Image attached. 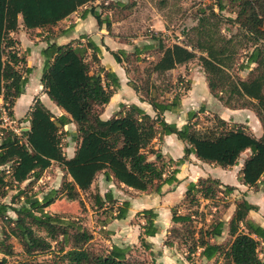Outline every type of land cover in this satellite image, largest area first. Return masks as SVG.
Listing matches in <instances>:
<instances>
[{
    "label": "trees",
    "instance_id": "1",
    "mask_svg": "<svg viewBox=\"0 0 264 264\" xmlns=\"http://www.w3.org/2000/svg\"><path fill=\"white\" fill-rule=\"evenodd\" d=\"M91 0H0V117L2 109L13 119V106L23 93L32 68L27 66L26 56L20 51L19 40L14 34L22 26L24 30L44 29L56 25L69 17ZM224 0H216L219 11L224 8ZM236 13L233 21L237 31L230 37L222 34L219 24L222 16L214 6H204L193 28L195 41L190 48L174 43L165 46L158 41L159 58L141 68V49L133 52H111L117 63L134 64V78L128 85L147 102L155 112L147 113L135 104L121 109L113 116L103 119L101 113L119 87L116 73L100 64L101 47L86 34L80 36L86 42L70 41L65 44L47 41L40 50L43 69L40 77L44 93L61 110L55 115L39 98H35L27 112L28 130L17 134L8 126H0V196L6 189L17 186L29 178L39 179L42 172L53 162L61 166L70 181H64L61 188L51 189L41 198L25 196L24 203L11 207L0 201V221L3 238L0 253L14 254L11 238H15L27 256L35 253L54 251L64 264H158L131 255L130 246L111 243L110 246L96 248L93 234L78 220H64L45 210L56 194L87 192L97 174L102 173L106 181L126 186L140 192L162 193L164 184L178 181L177 167L190 154L201 162L222 168L234 166L239 156L246 150L238 171L237 180L252 187L260 183L264 188V0H228ZM123 6V2H117ZM91 14L100 27L110 26L107 19L93 9H85L81 18ZM148 47V46H143ZM196 51L200 54L197 56ZM89 58V60L87 59ZM198 58L203 69L208 92L224 107L233 110L250 109L255 113L263 134L255 136L250 130L238 126L227 129L226 120L218 114L207 116L209 123L200 126V114L205 113L202 105L198 110L185 112L181 126L165 120V111L177 112L180 108L179 93L165 98L173 88L171 83L160 86L153 77L162 78L176 66ZM92 64L97 66L92 71ZM245 70L242 78L238 72ZM162 96V98H160ZM1 123V120H0ZM69 123L76 126L78 141L73 154L66 157L62 138L67 131L63 127ZM175 134L185 145L183 156L174 161L165 160L155 141L163 136ZM235 186L223 184L213 177H198L189 182L184 192L188 208H195L179 214L171 207L170 220L173 225L168 231L164 244L185 249L187 259L195 256L198 261L216 260L222 257V264H264L259 257L260 239H264V228L249 220L248 212L257 207L245 199L234 203V209L225 223L213 218L209 223L194 225L195 216L202 220L203 211L198 210L206 201L228 208L229 195ZM18 195L24 193L18 190ZM97 207L104 202H112V193L93 195ZM128 201L117 206L114 219L126 218ZM8 210L15 217L8 215ZM140 214L145 222L140 225L138 240L144 248H149L146 238L159 232L156 223L157 212L144 208ZM225 227L231 238L227 247L215 238L220 237ZM42 232L43 234H41ZM51 241L57 248L53 249ZM2 258L0 264L4 263ZM17 264H27L20 261Z\"/></svg>",
    "mask_w": 264,
    "mask_h": 264
},
{
    "label": "rangeland",
    "instance_id": "2",
    "mask_svg": "<svg viewBox=\"0 0 264 264\" xmlns=\"http://www.w3.org/2000/svg\"><path fill=\"white\" fill-rule=\"evenodd\" d=\"M117 2H123L124 5H117ZM223 2L224 8L219 11L216 6V0H91L74 12L72 16L67 17L66 21L61 23L62 26L56 24L52 27L32 30H24L23 27H20L14 36L19 40L20 51L26 56L27 66L32 68V72L28 76V82L22 93L23 95L15 102V113L17 115L24 113L26 118L28 112L27 106L29 100H31L33 90L38 87L39 91L36 92V95H41L43 88H41L40 77L43 69V58L40 55V42L51 35L61 32L64 30V27L70 26L68 27V30H70L76 25H79L78 27L81 30L85 28V30L89 31L91 35L89 37L101 47L103 54L106 55L105 58L99 55L100 64L106 68H108L107 62L110 60V57L113 58L111 52H116L117 54L120 51L127 53L133 52L135 47L141 49L140 58L142 59L136 64H139L143 68L147 62H155L159 58V40L165 46H170L174 43L185 45L188 48L192 46L195 41L193 28L197 24V18L200 17V10L204 6H214L215 12L223 17L219 24L222 34L226 37L233 35L238 28V24L233 21L236 13L234 12L233 5L228 0H224ZM85 9H93L103 20L107 19L110 23L108 30L105 24L99 27L95 18L89 13L86 15V19L81 18V13ZM90 20L92 22L94 21L97 27L92 25ZM76 41L85 43L86 39H80L79 36ZM143 46L148 47L145 48ZM196 53L197 56L200 54L199 51H196ZM87 59L89 60L88 57ZM118 66L124 69L127 64L124 62L118 63ZM128 66L130 72L127 74V80L134 78L135 75L132 71L134 64ZM96 69L97 66L92 64V71H96ZM246 73L245 70L238 72L242 78L246 76ZM193 79L196 81V88L189 93ZM153 80L161 87L168 83L173 84L170 92L165 93V98H171L174 93L178 92L180 94V100L186 97V109L198 110L203 105L205 113L199 115L200 126L209 125L205 120L204 114H207V116L216 114L214 108H218L219 105L216 99L208 92V89L207 91L204 89V73L197 57L186 64L176 66L162 78L157 79L153 77ZM119 82V87L115 91L125 87V84L128 85L125 79H119ZM36 95L33 96L31 103H33ZM123 99L125 98L118 97L117 101H114L115 103L112 102L106 109L104 107L101 117L107 119L115 115L121 109L119 104H124L126 107V102L123 103L121 101ZM47 100L49 104L52 103L49 98ZM52 110L55 115H59L60 111L56 108L53 107ZM25 118L22 117L19 121L13 122L9 118L10 122L7 125L1 123L0 126H11V128L17 129V134H20L19 130L24 126ZM227 119V129H235L238 126H242L250 130L257 137L263 134V129L255 113L250 109L237 110L233 113V118ZM63 130L68 132L67 134H63V152L66 157H70L79 139L78 133L73 123L65 125ZM162 141L156 140L155 146L161 148V145H163L161 143ZM170 144L171 151L175 153L179 149L178 146L174 145L173 142ZM249 153V150L241 153L238 163L233 167L222 168L214 164H209L206 167L211 174L210 176L219 179L223 184H235V186L237 185L239 187H235L233 193L229 195L227 200H229L230 205L228 208L222 205V201L216 206L206 201L201 202L198 210L203 211L205 217L202 220L199 215H196L194 217L195 226L199 227L202 222L207 224L213 218H220L227 223L233 211L234 203L243 199L247 193L259 196L261 199L259 204L263 206L264 188L262 185L257 183L249 187L242 185L237 180L241 163ZM165 160H167L166 157ZM175 166V164H172L171 168ZM70 180L71 178L65 174L61 166L53 162L42 172L39 179L29 178L17 186L13 185L12 188L6 189V194L0 196V201L17 208L24 203L25 196L41 198L43 194L49 192L51 189L59 190L64 181ZM20 189L24 193L19 196L17 192ZM108 191L112 193L113 201L109 203L105 201L103 207H97L93 201V195L98 193L104 198L105 192ZM171 191H173L171 186L164 185L161 194L140 192L111 181H106L103 174L99 173L96 175L87 192L58 193L54 201L45 207V210L52 215L61 217L64 222L78 220L80 224L85 226L93 234L92 242L96 248L100 246L108 247L111 243L120 246L128 245L131 248V255L148 262L154 260L158 264H222L224 260L221 256L216 260L212 259L210 261H198L195 256H190V259H187L185 249L178 247L175 242L172 246L164 244L165 237L173 225L170 220L171 207L175 206V210L179 214H184L197 208L193 207L189 209L188 203L184 201V196L178 200L175 196L168 193ZM123 201L129 202L126 218L120 220L114 219L113 216L116 213L117 206ZM144 208H152L157 212L156 223L159 225V232L163 228L166 229L164 237L159 239L156 236L155 243L154 241L153 243H149V248H144L140 244L137 236V232L141 230L140 225L145 222V219L140 214V211ZM7 213L9 216L15 217L13 211L8 210ZM40 233L43 234L42 232ZM2 238L3 233L0 221V240ZM215 240H218L223 246L227 247L231 238L224 233L220 237L215 238ZM10 242L13 245L14 254L12 256H4L0 253V260L2 258L5 260L1 264H17L20 261H26L27 264H64V262L58 259L54 251L40 252L27 256L23 253L22 247L15 238H11ZM51 244L53 249L57 248V245L53 241H51ZM261 249L262 246L260 243L259 251Z\"/></svg>",
    "mask_w": 264,
    "mask_h": 264
},
{
    "label": "crops",
    "instance_id": "3",
    "mask_svg": "<svg viewBox=\"0 0 264 264\" xmlns=\"http://www.w3.org/2000/svg\"><path fill=\"white\" fill-rule=\"evenodd\" d=\"M72 15L73 14H71L70 16H72ZM66 19L67 18L61 20L57 24L62 26L61 23L63 21H66ZM85 19H86V17H85ZM90 21H91L92 25L96 26L97 22L95 23L94 21L92 22V20H90ZM78 26L76 25L75 27H73L70 30H68L69 29L68 27H70V26H66V27H64V30H62L61 32L47 37L48 39L45 38V40L40 42L41 49L44 48L47 45V41L56 42L57 44H65V43H68L70 41H75L76 39L79 38V36H81L83 34H86L88 37L89 36L91 37L89 31L85 30V28L83 30H81ZM45 35H46V33H45ZM101 56H104V58L106 57V55L103 54V51H102V55ZM107 59H108V57H107ZM107 64H108V68L113 70L116 73V75L118 76L119 79H121V80L125 79V81L128 82L127 74L125 73V70L122 67L118 66V63L114 60V58L110 57V60L107 62ZM195 83H196V81L193 79V81L191 82V89H189V93H191L192 90L194 91V89L196 88L195 87ZM119 84H120V82H119ZM121 85H122V83H121ZM203 86L205 87L204 89L207 91V85H206L205 80L203 82ZM41 88H42V85H41ZM38 91H39L38 87L33 90L32 94H31V100H29V102H28L29 104L27 106L28 111L30 110V105L32 104L31 103L32 98H33V96L36 95V92H38ZM116 93H117L118 96L116 95ZM118 97L125 98V99H123L121 101L123 103L126 102L125 103L126 107L128 105H130V104H135V105H138L139 107H141L142 109H144L147 113H149L151 115L155 114V112L153 111L152 107L147 102L141 101L140 98H139V95L131 88V86H129L127 84H125V87L119 89L118 91H114L111 99L104 106L105 109L112 102H114V101L116 102ZM209 97H211V96L209 95ZM36 98H39L42 101V103H44V105L47 108H49L52 112H53L52 109L54 107L58 111H60L59 114H61V110L59 108L54 106L53 103H52L53 106L51 104H49V102L47 100L48 99L47 95L44 93V91L41 92V95H39V96L36 95ZM185 98L180 100V108H179V110L177 112H171V111H165L164 112L163 116H164L166 121L174 122L178 126H181L184 123V121H185V112L189 110V109L185 108ZM212 99H214V98H212ZM0 102H1V99H0ZM217 103H218L219 107L218 108L217 107L214 108L216 114H218L220 117L225 119L226 122L228 120L227 118H233V113L236 112L237 110H233V109H229L227 107H224L219 101H217ZM22 117L25 118L24 113H22L20 115H17L15 113L14 106H13V119H12V121H19ZM178 122H180V123H178ZM24 128H29L28 121H26V120H25L24 126H22L21 129L24 130ZM171 142H173L174 145H177L178 148H179L175 153L171 151V146H170ZM161 143H163V145H161V148L160 147L159 148H160L162 154L164 155V157H166L167 159L171 158L174 161H176L177 159H179V158H181L183 156V149H184V145L185 144L181 140L177 139L175 134H170V135L163 136V141ZM73 152L71 153V155L73 154ZM208 165L209 164H207V163H203V162L199 161L194 156V154H190L188 156V159H185L183 163L179 164L178 166H175L179 170L177 172V174H176L178 181L173 183V184H170V185L169 184H164V185H169V186H171L173 188V191L168 192V193L170 195H172V196H175L178 200H180V198H182L184 196V192L186 190V186H187V184L189 182H195L198 177H208V176L211 175L209 173V171L207 170V168H206ZM241 165H242V163H241ZM231 167H233V166H231ZM210 177H212V176H210ZM164 185H163V187H164ZM229 185L235 186V184H229ZM163 187H162V190H163ZM235 187H239V186L236 185ZM239 189L241 190V188H239ZM243 199L247 200L249 203H251V204H253V205H255L257 207L256 209H252V210H250L248 212V215H247L248 219L264 228V204H263V206L259 204V201L261 200L259 198V196H256V194L250 195L249 193H247V195H245L243 197ZM233 209H234V207H233ZM158 227H159V225H158ZM139 233H140V231L137 232V236L139 235ZM165 233H166V229L163 228L159 233H156L154 236L147 237L146 239H148L147 240L148 243H153V241L155 243L156 236L159 237V239H162V237H164ZM224 233L227 235V227H226V229H224L223 234ZM216 241H218V240H216ZM260 243H261L262 249H261V251L258 250V254H259V257L264 259V239H260Z\"/></svg>",
    "mask_w": 264,
    "mask_h": 264
},
{
    "label": "built area",
    "instance_id": "4",
    "mask_svg": "<svg viewBox=\"0 0 264 264\" xmlns=\"http://www.w3.org/2000/svg\"><path fill=\"white\" fill-rule=\"evenodd\" d=\"M0 120H1V123H3V124H5V125H7L8 124V122H10L9 121V118L7 117V115L5 114V111L2 109V115H1V117H0ZM11 122H13L12 120H11ZM0 123V124H1ZM5 125L3 126V127H5ZM8 127H10L11 128V126H8ZM12 130H14L15 132H17V129H13V128H11ZM22 129H20L19 131H21Z\"/></svg>",
    "mask_w": 264,
    "mask_h": 264
},
{
    "label": "bare ground",
    "instance_id": "5",
    "mask_svg": "<svg viewBox=\"0 0 264 264\" xmlns=\"http://www.w3.org/2000/svg\"><path fill=\"white\" fill-rule=\"evenodd\" d=\"M23 94H21L20 96H22ZM48 98V97H47ZM50 104H52V103H50ZM52 106H53V104H52ZM55 106V105H54Z\"/></svg>",
    "mask_w": 264,
    "mask_h": 264
},
{
    "label": "water",
    "instance_id": "6",
    "mask_svg": "<svg viewBox=\"0 0 264 264\" xmlns=\"http://www.w3.org/2000/svg\"><path fill=\"white\" fill-rule=\"evenodd\" d=\"M24 130H28V128H24Z\"/></svg>",
    "mask_w": 264,
    "mask_h": 264
}]
</instances>
